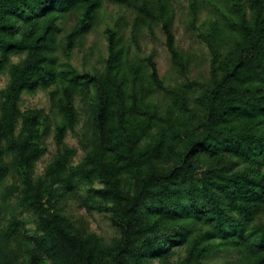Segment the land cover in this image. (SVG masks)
<instances>
[{
	"label": "trees",
	"instance_id": "16d2710c",
	"mask_svg": "<svg viewBox=\"0 0 264 264\" xmlns=\"http://www.w3.org/2000/svg\"><path fill=\"white\" fill-rule=\"evenodd\" d=\"M188 1L199 31L200 5ZM220 1L232 14L199 31L212 71L197 82L171 0H0V78L9 77L0 89V190L13 171L17 204L33 211L39 233L25 237L13 215L0 229V264H218V250L235 252V264H264V0ZM106 2L133 11V30L162 27L181 85H166L155 62L130 61L110 27L100 69L72 63ZM40 89H52L54 116L22 109L23 95ZM157 90L172 98L167 109L151 101ZM78 97L93 149L72 166L65 139L79 124ZM50 132L58 153L36 178ZM78 184L91 186L90 209L111 213L121 230L112 244L59 212L60 188L75 193ZM176 249L184 253L174 260Z\"/></svg>",
	"mask_w": 264,
	"mask_h": 264
},
{
	"label": "rangeland",
	"instance_id": "374dc122",
	"mask_svg": "<svg viewBox=\"0 0 264 264\" xmlns=\"http://www.w3.org/2000/svg\"><path fill=\"white\" fill-rule=\"evenodd\" d=\"M174 18V33L178 47L189 62L188 75L191 81L205 82L211 78V50L207 42L201 37L200 30L208 32L213 22L224 23L225 15L232 14L226 2L220 0H198L200 10L197 16L196 27L191 26L192 13L188 0H171ZM134 13L125 6L106 2L99 12L96 27L86 36L81 46H77L72 55V63L80 70L100 69L105 57H107V38L105 31L110 27L119 31L122 40L125 42V49L128 51L130 61L151 68L155 62L159 77L166 85L177 87L183 83L182 75L176 72L172 66L171 56L166 46V35L160 25L144 27L133 30ZM71 18L66 25L69 30L73 24ZM17 61V58H14ZM9 81L7 74L0 78V89L4 88ZM52 89H40L36 93H25L21 101L23 110L38 109L44 114L54 116L56 109L52 105L50 92ZM151 101L163 109L172 104V98L163 91L157 90L151 97ZM79 110V124L75 132H69L65 142L75 150L72 158V166H77L87 154L93 149L88 137L90 133L91 115L88 106L81 97L76 101ZM47 153L37 163L35 177H42L48 165L58 153V147L54 140L53 132H50L45 141ZM96 182L95 187H100ZM19 179L12 171L0 190V229L14 215L20 222L24 235L34 237L37 231V218L33 211L20 208L17 204ZM90 185L78 184L75 193L68 188H60V195L57 198V208L61 214L68 218L73 225L82 228L100 237L105 244L110 245L114 239L121 237V230L112 222V215L106 211L90 209L87 200ZM262 216L258 217V221ZM12 248L9 249V251ZM13 250V249H12ZM173 259L179 258L184 253L183 249L174 250ZM13 259L12 251L10 261ZM218 264H235L237 256L233 251H219L212 257ZM157 263L159 260L152 258ZM13 264V263H10Z\"/></svg>",
	"mask_w": 264,
	"mask_h": 264
}]
</instances>
